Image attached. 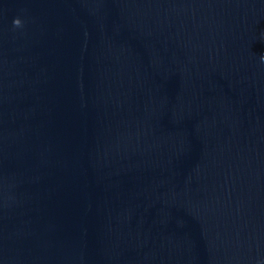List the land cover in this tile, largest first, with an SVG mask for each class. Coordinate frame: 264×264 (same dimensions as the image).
I'll return each instance as SVG.
<instances>
[{
    "label": "clouds",
    "instance_id": "9594fccd",
    "mask_svg": "<svg viewBox=\"0 0 264 264\" xmlns=\"http://www.w3.org/2000/svg\"><path fill=\"white\" fill-rule=\"evenodd\" d=\"M21 24V21L19 19H16L14 21V25L19 26Z\"/></svg>",
    "mask_w": 264,
    "mask_h": 264
}]
</instances>
